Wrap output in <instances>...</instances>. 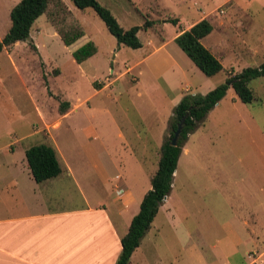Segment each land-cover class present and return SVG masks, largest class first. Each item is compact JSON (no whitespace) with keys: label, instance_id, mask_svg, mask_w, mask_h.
Returning <instances> with one entry per match:
<instances>
[{"label":"rangeland","instance_id":"obj_1","mask_svg":"<svg viewBox=\"0 0 264 264\" xmlns=\"http://www.w3.org/2000/svg\"><path fill=\"white\" fill-rule=\"evenodd\" d=\"M19 1L0 0V39L10 27L9 12ZM65 1L73 20L83 27L97 52L84 64H76L68 47L42 15L34 23L27 42L0 53L1 159L9 154L7 149H16L13 156L18 159L24 149L42 144L56 147L62 166L61 152L74 151L81 156L85 153L91 165L106 168V177L113 179L111 188L119 185V181L114 180L117 173L109 166L106 152L118 153L122 141L109 138L108 132L103 138L88 140L83 136V127L91 122L98 131H106L109 118L125 129L128 136L129 125L136 122L139 114L147 132L156 137L157 127L166 121L170 104L167 94L172 97L185 89L178 84L169 92L162 81H156L169 65L165 57L158 54L135 67L134 74H145L142 79L139 77L140 88L139 84L124 88L120 81L115 84L114 92L110 90L102 96L91 97L90 114L87 116L80 111L74 119L75 126L64 121L56 132L57 146H50L55 138L53 133L59 127V102L63 100L62 95L80 100L87 98L94 91L92 84H103L102 77L107 75L108 69L122 71L125 64L136 65L150 51L146 41L149 37L156 38L153 31L160 34L164 19L174 20L187 13L199 17L217 8L207 16L208 21L221 17L227 22L206 43L212 47L224 37L229 41L228 49L232 50L231 63L224 60L225 70L214 78L206 79L175 43L168 48L180 67L194 70H187L186 81L195 94L204 95L222 84L229 70L230 74H236L235 70L264 63V52L255 53L256 47L250 43L264 41V0H227L225 4L224 0H97L123 29L146 28V32L137 34L142 50L118 45L92 9L79 11L70 0ZM147 21L152 22V26L147 28ZM165 27L163 31L168 39L174 26L169 23ZM147 67L156 72L155 78ZM168 79L163 77L164 81ZM248 87L254 96L251 104L241 103L230 89L205 123L206 132L200 130L193 136L188 158L183 150L185 145L182 149L168 207L154 220V227L160 232L155 239L159 246L148 250L166 248L164 264H264V78L249 82ZM231 98L236 102H231ZM162 137H168V129ZM163 139L144 142L147 154L141 159L150 173L148 177L157 168ZM142 185H133V209L150 182L145 183L144 188ZM167 213L174 219H168ZM144 246L145 250L149 248V244ZM150 258L148 260L147 255L148 261L159 264L154 256Z\"/></svg>","mask_w":264,"mask_h":264},{"label":"crops","instance_id":"obj_2","mask_svg":"<svg viewBox=\"0 0 264 264\" xmlns=\"http://www.w3.org/2000/svg\"><path fill=\"white\" fill-rule=\"evenodd\" d=\"M63 1L68 6V3L65 0ZM226 1L224 0L223 4ZM197 3H195L196 6L199 5ZM246 6L249 7L248 5ZM215 9L217 8L210 10L206 14L202 13L203 15L199 17L190 16V14L188 16L187 13V15H182L183 17L173 18L176 24L172 23L173 20L164 19L160 34H156L153 31V36L156 38L151 39L152 37H149L146 41V46L150 51L136 65L127 66L125 64V70L122 71L112 68L108 69L107 75L105 74L102 77L104 79L103 84H98V86L95 83L92 84L94 91L87 98L80 100L79 97L73 99L62 95L63 100L61 102H67L69 108L63 115H59V127L53 133L55 138L50 146H55V144L57 146L56 132L63 126L64 121L75 126L74 121L80 111L87 116L90 114V111L93 110L90 104L91 97L102 96L110 90L114 92L115 84L120 81L124 88L129 87L131 84H139V77L142 79L145 74L143 72L134 74L133 72L140 62L149 61L158 54H162L161 57H165L164 60L169 65L162 71L161 76L156 78V81H162L169 92H172L170 89L175 85L185 86V89H180L181 92L178 95L174 94L170 97V94H167V97L170 98V104L167 109L166 121L160 127H157L156 137L152 136V133L147 132L144 120L139 118V114L136 122L133 121L132 125H129L131 127L127 133L128 136L125 135V129L123 130L121 126L117 125L116 121L109 118L107 119L110 120L109 128L106 131H98L97 127L91 122L83 127V136L88 140L103 138V134L108 132L109 138H117L122 141L121 149H119L118 153L106 152L109 166L115 169L117 173L114 180H118L119 185L116 186L124 189L121 197H117L114 192L116 186L111 188L113 179L109 180L106 177V168L94 164L91 165L88 160L89 157L85 153L81 156V154L74 151H69V154H62L61 152L64 162L62 166L58 160L59 152L54 147L61 173L53 179L37 184L27 166L26 149L22 152L21 158L18 159L13 156L16 149L11 151L7 149L9 154L6 155V158H0V264H116L122 249L121 239L127 234L132 218L139 212L143 196L151 188L149 185L146 191H142L140 202L133 209L135 202L133 199V185H141L143 183L146 186L145 183L150 182L151 177L157 170L156 168L151 173V177H148L147 174L150 173L147 172L141 159L143 155L147 154V144L145 143L144 145V142H161L163 133L168 129V122L174 107L185 94L195 95L192 92V87L186 81L187 70H194L191 68L185 70L180 67L168 48L172 43H175L174 40L179 35L188 31L192 26L204 19L209 20L207 16ZM169 23H172L174 29L171 36L166 39L163 28H166L165 26L169 25ZM209 23L212 26V32L201 40V44L212 53L223 67L224 60H228L231 63L232 50L228 49L226 45L229 41L221 37L218 44H213L212 47L206 43L217 30H222L227 22L220 17L215 21L210 20ZM140 31L146 32V28L142 27ZM88 42L92 41H90V37L85 32V36L69 46L68 50L72 54L73 51ZM244 42L247 44L246 41ZM250 43L256 47L254 48L255 53L264 52V41L254 40ZM34 48L36 49L35 46ZM142 49L143 44L141 43V48L138 50ZM148 69L147 67V71ZM149 70L148 73L155 78L156 72L152 69ZM224 70L225 68L223 67L222 71ZM234 72L239 73L240 71L235 70ZM230 73H232L231 70H229ZM163 77L169 78V81H164ZM226 78L227 76H225ZM181 81H184V84ZM140 87L141 84H139L138 88ZM138 95H141V93L138 92ZM224 99L209 112L205 122L193 134L189 135L185 143V149H183L185 157L188 158L190 154L189 144L193 136L200 130L206 132L205 123L217 111ZM231 102H236V99L231 98ZM105 109L102 110L107 113ZM182 156L183 153L179 157L177 166ZM84 158H87V160ZM177 172L178 168L174 172L173 180L176 178ZM172 190L173 184L171 192ZM122 197L124 198L121 200ZM169 198L170 196L160 206L159 214L162 209L168 207ZM169 210L167 209L166 211L169 212ZM155 218L154 220H156ZM167 218L170 220L174 219L170 213H167ZM154 220L150 229L142 238L139 247L131 255L128 264H152V262L148 261L152 256L156 258L159 264H164L163 256L166 248L164 249L163 246H160L159 248H152L151 252L148 251L151 247L159 246L155 239L160 232L159 228L156 229L154 227ZM258 235L260 236V234ZM145 243L149 244V248H146V250ZM149 253L152 254L150 255ZM145 254L146 257L148 255V260Z\"/></svg>","mask_w":264,"mask_h":264},{"label":"trees","instance_id":"obj_3","mask_svg":"<svg viewBox=\"0 0 264 264\" xmlns=\"http://www.w3.org/2000/svg\"><path fill=\"white\" fill-rule=\"evenodd\" d=\"M70 2L79 11L92 9L118 45L132 50L141 48L137 33L142 27L123 29L111 12L102 7L97 0H70ZM42 15L46 17L47 22L55 30L65 47L73 45L85 36L83 27L73 20L72 13L63 0H20L9 12L10 27L0 39V53L16 43L28 41L34 23ZM172 23L176 24V21L173 20ZM145 25L148 28L152 26V22L147 21ZM211 32V24L204 19L174 40L192 64L207 78L214 77L223 70L221 63L201 44V40ZM96 52V46L88 42L71 55L73 60L80 65L94 56ZM258 78H264V63L247 67L236 74H229L222 84L204 95L185 94L174 107L168 122V137L161 145L157 170L150 179L151 188L143 196L139 212L132 218L127 234L121 239L122 249L116 264L129 263L131 255L150 229L160 206L169 196L173 175L189 135L204 123L209 112L225 98L229 89L234 90L241 103L251 104L254 96L248 83ZM57 100L59 101L58 98ZM68 108L67 102H59V114L63 115ZM184 116L186 117L177 144L172 146L170 142L177 125ZM25 158L37 184L53 179L61 173L56 152L52 147L42 144L27 148Z\"/></svg>","mask_w":264,"mask_h":264},{"label":"water","instance_id":"obj_4","mask_svg":"<svg viewBox=\"0 0 264 264\" xmlns=\"http://www.w3.org/2000/svg\"><path fill=\"white\" fill-rule=\"evenodd\" d=\"M185 117H186V116H184V117L181 119V121L179 122V124L177 125V129H176V131L174 132L173 138H172V140H171V142H170V144H171L172 146H176V144H177V140H178V137H179V135H180V133H181L182 125H183V122H184V120H185Z\"/></svg>","mask_w":264,"mask_h":264},{"label":"built area","instance_id":"obj_5","mask_svg":"<svg viewBox=\"0 0 264 264\" xmlns=\"http://www.w3.org/2000/svg\"><path fill=\"white\" fill-rule=\"evenodd\" d=\"M124 193V189L122 187L116 186L115 187V194L117 197H121Z\"/></svg>","mask_w":264,"mask_h":264}]
</instances>
